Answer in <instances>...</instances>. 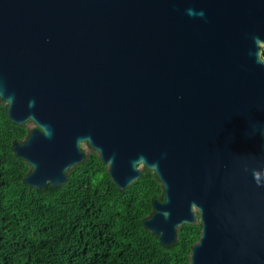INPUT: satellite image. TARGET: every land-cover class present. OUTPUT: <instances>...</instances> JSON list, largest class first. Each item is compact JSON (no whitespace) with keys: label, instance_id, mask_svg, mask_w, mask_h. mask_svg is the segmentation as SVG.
I'll use <instances>...</instances> for the list:
<instances>
[{"label":"water","instance_id":"95a60500","mask_svg":"<svg viewBox=\"0 0 264 264\" xmlns=\"http://www.w3.org/2000/svg\"><path fill=\"white\" fill-rule=\"evenodd\" d=\"M263 51L264 0H0V100L36 125L24 181L65 184L88 143L120 188L158 174L162 244L199 215L191 264H264Z\"/></svg>","mask_w":264,"mask_h":264},{"label":"trees","instance_id":"16d2710c","mask_svg":"<svg viewBox=\"0 0 264 264\" xmlns=\"http://www.w3.org/2000/svg\"><path fill=\"white\" fill-rule=\"evenodd\" d=\"M7 106L0 100V264H191L200 222L184 223L171 245L143 224L164 196L155 170L142 167L120 188L91 149L65 184L30 186L31 166L13 146L34 128L13 122Z\"/></svg>","mask_w":264,"mask_h":264},{"label":"clouds","instance_id":"9594fccd","mask_svg":"<svg viewBox=\"0 0 264 264\" xmlns=\"http://www.w3.org/2000/svg\"><path fill=\"white\" fill-rule=\"evenodd\" d=\"M189 14H191V11ZM199 15L203 16V13L201 12ZM12 99H13V97H9L10 101ZM33 105H34V101H30L29 107H32ZM262 134H264V133H262ZM252 174H253L254 181L258 186L264 185V169H261L259 171L254 170Z\"/></svg>","mask_w":264,"mask_h":264},{"label":"rangeland","instance_id":"374dc122","mask_svg":"<svg viewBox=\"0 0 264 264\" xmlns=\"http://www.w3.org/2000/svg\"><path fill=\"white\" fill-rule=\"evenodd\" d=\"M29 127H30V128H35L36 125H35V123L30 122V123H29ZM82 147H83L82 149H83L84 151L89 152V148H90V147H89V145H88L87 143H83V144H82ZM140 168H142V167H140Z\"/></svg>","mask_w":264,"mask_h":264},{"label":"flooded vegetation","instance_id":"af4514ba","mask_svg":"<svg viewBox=\"0 0 264 264\" xmlns=\"http://www.w3.org/2000/svg\"><path fill=\"white\" fill-rule=\"evenodd\" d=\"M30 122H31V121H30ZM87 144H88V143H87ZM89 147H90V146H89ZM91 149H92V148L90 147V148H89V151H90ZM86 152H87V151H86ZM87 153H88V152H87ZM197 221L200 222V217H199V215H198V219H197Z\"/></svg>","mask_w":264,"mask_h":264}]
</instances>
